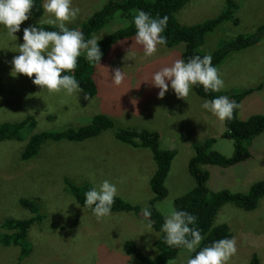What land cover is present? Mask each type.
I'll return each instance as SVG.
<instances>
[{
	"label": "rangeland",
	"instance_id": "obj_1",
	"mask_svg": "<svg viewBox=\"0 0 264 264\" xmlns=\"http://www.w3.org/2000/svg\"><path fill=\"white\" fill-rule=\"evenodd\" d=\"M107 1L73 0V6L80 12L75 20L65 22L66 26L79 30ZM234 1L239 6L236 16L240 23L222 24L207 37L202 50L212 51L224 41L256 32L264 24V0ZM226 4L227 0H191L177 18L187 26L202 23L220 15ZM49 15L45 12L42 17H35L30 12L29 19L15 34L18 40L9 37L0 26V125L21 122L28 116L37 122L34 129L27 127L23 131L22 140L0 141V235L6 233L2 226L5 221L34 217L21 206L22 198L36 201L42 217L28 230V255L22 256V246L0 244V264H144L126 254L123 245L135 241L142 254L156 257L159 234L148 227L149 223L126 212L98 219L91 208L78 203L69 187L85 184L93 187L109 180L116 184L118 198L145 208L154 196L150 187L156 171L152 153L119 142L114 131L117 128L157 131L162 149L177 150L166 180L169 195L156 204L166 216L170 208H175V200L195 187L188 169L195 155L194 143L216 138L213 146L216 151L227 157L234 154L233 142L222 138L225 121L203 109L201 105L207 99L195 93L186 101L178 98L169 86L165 97L159 98L152 76L181 59L184 44L172 49L158 46L154 56L145 57L134 38L116 43L95 69L98 94L93 98L82 91L72 95L50 92L34 85V77L23 74L14 77L11 61L19 55L24 28L48 24ZM117 17L93 36L100 41L129 23L127 20L122 23ZM226 65L220 73L227 91L264 84V38L257 45L231 55ZM117 68L125 72L119 86L111 82ZM248 99L243 100L239 117L245 120L254 114L264 115V88ZM248 105L256 106L248 108ZM98 114L112 118L115 129L84 142H47L32 160L22 161V153L33 135L78 128L89 124ZM248 148L252 159L247 162L228 169L204 167L210 173L211 191L247 193L253 183L264 180V134ZM219 224L230 226L237 240L238 252L229 264H249L254 256L264 264V200L253 212L225 205L215 221V225ZM191 255L182 249L169 264H186Z\"/></svg>",
	"mask_w": 264,
	"mask_h": 264
},
{
	"label": "trees",
	"instance_id": "obj_2",
	"mask_svg": "<svg viewBox=\"0 0 264 264\" xmlns=\"http://www.w3.org/2000/svg\"><path fill=\"white\" fill-rule=\"evenodd\" d=\"M190 1L109 0L101 9L95 11L87 22L79 27V31L84 34L85 39H89L95 32L107 26L116 16H118L117 18L122 23H125L126 20L129 21L125 27L109 34L99 41L102 62L116 43L134 38L136 28L132 21L138 10L150 13L153 18L167 16L168 24L163 33L167 38V45L162 47L172 49L179 44H184L185 47L181 59L185 61L194 55L203 57L204 55L210 54L212 56V64L218 68L219 72L227 66L226 62L231 55L249 49L263 40L264 24L260 25L256 32L249 35H240L229 41H224L218 48L212 51L202 50L207 37L214 33L222 24L229 21H232L235 25L240 23V19L236 16L239 6L234 0H227L225 10L217 17L208 19L202 23L187 26L178 20L177 15ZM44 3L45 0H35L31 14L35 17H42L45 13L43 8ZM36 27L48 31H59L58 27L49 24L38 25ZM98 65L88 62L85 56L81 55L78 59V66L74 71V75L81 85L82 92L90 98L98 94V87L94 79L95 69ZM220 74L223 76V73ZM263 88L264 84L262 83L254 88L242 90H222L221 92H212L209 90L206 92L203 86L196 85L193 91L199 97L207 100H212L223 95L241 105L243 100L254 92L261 91ZM239 111L240 108L234 110L233 118L224 120L226 129L222 134V138L233 142L235 148L234 154L227 157L216 151L213 148L216 138H208L202 142L194 143L195 155L191 158L188 169L195 180V187L186 194L178 197L174 202L175 209L188 211L198 217L196 227L201 229L202 235L205 236V239L196 251L192 253L191 257H194L204 247L210 246L219 239L233 238L230 226L227 224L215 225L217 215L225 205L231 204L246 212H253L259 207L260 201L264 200V180L253 183L247 193H235L229 190L213 192L208 187L210 173L204 169L205 166H218L228 169L247 162L252 158V153L248 145L255 138L264 134L263 114H254L242 120L239 117ZM36 124L37 122L32 116H28L27 119L21 122L4 123L0 125V141L22 140L23 131L27 127L34 129ZM115 127L116 125L112 118L104 114H98L92 118L89 124L78 128H67L60 132L37 133L28 142L21 159L22 161L32 160L47 142H84L88 139L98 137L105 131L115 129ZM114 137L119 142L131 148L150 150L154 163L156 164V171L150 180V187L154 196L146 206L152 212L151 217L145 218L142 215L143 208L118 197L115 199L112 213H133L148 223H151L152 228L159 234V239L156 242L158 255L151 258L142 254L135 241L125 242L123 251L128 255L135 256L144 264H169L179 256L182 248L169 247L164 243L165 234L161 231V228L165 215L157 209L156 204L166 199L169 195L166 180L171 171L173 160L177 156V150L162 149L159 132L149 129L117 128L114 131ZM90 188L92 186L88 184L82 186L71 185L69 187L72 196L86 209L90 208L85 206V193ZM20 202L24 209L34 214V217L28 220L9 219L5 221L2 226L6 229V233L0 235V244L5 246H22V256H26L30 251L28 243L26 242L28 230L35 222L40 221L42 217L36 201L22 198ZM249 264H260V261L257 256H254Z\"/></svg>",
	"mask_w": 264,
	"mask_h": 264
},
{
	"label": "clouds",
	"instance_id": "obj_3",
	"mask_svg": "<svg viewBox=\"0 0 264 264\" xmlns=\"http://www.w3.org/2000/svg\"><path fill=\"white\" fill-rule=\"evenodd\" d=\"M34 3L35 0H0V26L7 30V35L13 40H18L15 34L20 32L21 25L29 19ZM43 8L50 14L47 23L58 27L59 31L34 26L24 28V42L18 46L19 55L11 61L12 75L34 77V85L50 92L62 91L68 95L80 93L82 88L74 75L78 59L84 55L88 62L101 65L99 41L95 36L85 39L81 31L66 26L65 22L75 20L80 12L78 7L73 6V0H45ZM132 22L136 28L134 42L142 46L145 57L154 56L158 46L167 45V38L163 35L168 24L167 16L153 18L150 13L138 10ZM111 77L112 84L119 86L125 79V72L117 68ZM152 84L159 89L158 96L161 99L168 93L169 86L178 98L185 100L196 85L203 86L206 92H220L225 88L224 80L218 68L213 66L210 54L203 57L194 55L187 61L177 59L171 66L156 71L152 76ZM201 107L224 121L232 119L234 110L241 105L222 95L204 101ZM117 196L116 184L104 180L85 193V206L101 219L112 214ZM142 215L145 218L151 217L149 207L142 209ZM197 220L198 217L188 211L170 208L161 228L165 234L164 243L169 247L182 248L188 253L195 252L205 239L202 230L196 227ZM148 227H152L151 223ZM237 252L236 238H223L204 247L194 257L190 256L186 264H229Z\"/></svg>",
	"mask_w": 264,
	"mask_h": 264
},
{
	"label": "crops",
	"instance_id": "obj_4",
	"mask_svg": "<svg viewBox=\"0 0 264 264\" xmlns=\"http://www.w3.org/2000/svg\"><path fill=\"white\" fill-rule=\"evenodd\" d=\"M224 75H225V73H224ZM224 90H226V88L224 89ZM227 91V90H226ZM192 93H195L194 91H192ZM191 93V94H192ZM196 94V93H195ZM198 96V95H197ZM250 97V96H249ZM249 97H247L246 99H248ZM245 99V100H246ZM249 100V99H248ZM256 105H248V108H253V107H255ZM252 159V158H251Z\"/></svg>",
	"mask_w": 264,
	"mask_h": 264
},
{
	"label": "bare ground",
	"instance_id": "obj_5",
	"mask_svg": "<svg viewBox=\"0 0 264 264\" xmlns=\"http://www.w3.org/2000/svg\"><path fill=\"white\" fill-rule=\"evenodd\" d=\"M40 198V197H39Z\"/></svg>",
	"mask_w": 264,
	"mask_h": 264
}]
</instances>
